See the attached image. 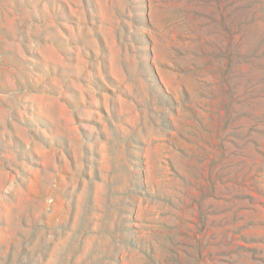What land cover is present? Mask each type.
Instances as JSON below:
<instances>
[{"label": "rangeland", "instance_id": "374dc122", "mask_svg": "<svg viewBox=\"0 0 264 264\" xmlns=\"http://www.w3.org/2000/svg\"><path fill=\"white\" fill-rule=\"evenodd\" d=\"M0 264H264V0H0Z\"/></svg>", "mask_w": 264, "mask_h": 264}]
</instances>
